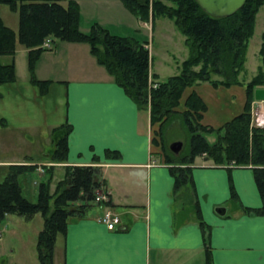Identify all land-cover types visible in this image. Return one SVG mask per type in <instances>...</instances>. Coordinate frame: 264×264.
Instances as JSON below:
<instances>
[{
	"label": "crops",
	"instance_id": "obj_1",
	"mask_svg": "<svg viewBox=\"0 0 264 264\" xmlns=\"http://www.w3.org/2000/svg\"><path fill=\"white\" fill-rule=\"evenodd\" d=\"M75 1L79 6L83 32H88L96 22L110 33L123 36L114 28L117 26L115 21L121 19H130L132 24L136 22L141 28L151 25L136 18L121 0ZM59 2L65 5L67 0ZM4 6L6 4L0 5V15L7 25L3 16ZM17 23L18 14L14 26L9 27L17 31ZM121 23L124 29L130 30L126 22ZM153 27L154 23L151 29ZM263 31L253 52L259 64H256L254 73L245 78L247 46L244 69L238 75L241 84L215 86L209 81H198L183 91L181 104L192 91L204 102L206 107L200 118L202 125L217 129L242 111L246 100L243 84L254 76L261 63L258 51ZM179 36L180 43L187 48L184 35ZM125 37L146 41L144 45L150 56L149 79L154 83L178 74L182 61L189 54L188 48L182 55L169 53L177 70L175 74L161 76L153 66L157 60L150 53L147 38L141 34ZM55 39L51 41L52 45ZM51 43L46 49L48 51H42L34 62V76L39 80H49L50 85L61 86L64 90L66 108L63 123L70 124L72 130L67 138V159L59 166H99L102 182L99 189L108 194L109 207L120 215L121 223L115 230L107 229L98 219L104 210L100 206L89 208L82 217L71 218L66 232L56 238L54 264H206L208 251L212 264H264V213L243 211V207L261 205L252 166L233 164L227 167L205 155H198L190 166L192 185L174 190L168 165L154 142L153 131L157 130V124L154 130L147 113L142 116L136 104L105 69L104 73L94 71L101 70V67H95L89 59L87 45L78 48L83 60L78 61V66L69 68L71 58L68 61L65 55L75 53L73 49H77L74 47L77 44L59 41L52 53L49 51L53 49ZM27 50L25 46L18 47L12 56L7 55V63L13 61L15 64V81L4 84H29L35 88L34 95L24 97L31 104L26 106L25 112L36 115L37 111L42 115V94L30 82V75L26 76L17 63H25ZM50 54L53 57H48ZM90 63L91 68L84 69V65ZM54 68L58 70L55 76L51 72ZM182 106L176 110H182ZM1 120L6 124L5 119ZM31 127L36 126L32 124L22 128L30 134L33 132ZM206 135L211 142L214 141L213 133ZM47 142L49 146L52 143L51 139ZM37 149L42 151L39 145ZM106 150H116L119 158L107 157ZM25 153L21 157L0 156V178L8 165L20 163L33 165L31 172L42 175V162L48 161L47 153L43 157L30 151ZM37 181H32V184H37ZM231 186L236 198L231 196ZM200 220L204 226H200ZM56 247H59V252L62 249L61 257H56Z\"/></svg>",
	"mask_w": 264,
	"mask_h": 264
},
{
	"label": "trees",
	"instance_id": "obj_2",
	"mask_svg": "<svg viewBox=\"0 0 264 264\" xmlns=\"http://www.w3.org/2000/svg\"><path fill=\"white\" fill-rule=\"evenodd\" d=\"M121 2L136 18L150 22L152 26L159 17L172 20L176 29L184 35L189 54L182 61L178 74L152 87L149 79L150 56L144 46L146 41L112 34L96 22L88 32H83L80 29L79 6L75 0H67L65 5L59 0H0V5L6 4L18 14L17 31L5 25L0 15V57L12 56L17 43L25 46L28 49L30 82L44 94L50 81L34 76V62L45 50L40 46L43 40L51 37L86 43L90 54L123 88L138 110L147 111L150 124H157V130L153 131L154 142L168 165L174 190L192 185L190 166L198 155L204 154L217 164H250L261 205L243 207V211L264 213V128L250 126L254 90L264 87V31L258 51L261 63L254 76L243 84L246 100L240 113L213 129L200 123L201 113L206 106L196 92L192 91L181 104L183 91L198 81H209L215 86L241 84L238 75L244 69L256 13L261 6L264 7V0H245L241 8L223 17L210 15L196 0ZM13 81V61L2 63L0 60V85ZM180 105H183V109L176 110ZM174 119L180 121L187 139L186 147L183 143L184 146L177 153L169 149L166 141V127ZM71 130L72 126L66 122L52 129V147L46 152L48 161H66L67 138ZM209 132L215 135L212 142L205 136ZM105 155L119 158L116 150H106ZM54 167L43 165L46 180L37 182L35 202L26 197L20 181L22 174L34 169L33 165L10 164L0 179V222L9 213L25 217L39 213L42 217V227L36 239L37 264H54L56 238L66 232L71 218L84 216L95 198V190L102 184L99 166L64 165L63 177L51 191L49 182L55 174ZM231 196L236 198L232 186ZM76 201L81 203L76 204ZM197 214L200 219L198 209ZM199 224L204 226L202 220ZM206 264H212L209 251Z\"/></svg>",
	"mask_w": 264,
	"mask_h": 264
},
{
	"label": "rangeland",
	"instance_id": "obj_3",
	"mask_svg": "<svg viewBox=\"0 0 264 264\" xmlns=\"http://www.w3.org/2000/svg\"><path fill=\"white\" fill-rule=\"evenodd\" d=\"M4 7V21L8 26H14L17 14L13 12V10L8 5ZM132 19L136 20L135 18ZM115 22L116 23H114V25L117 26H114V28H116L117 34L123 36H138L141 34L147 38L150 43V53L152 52V54L154 55L153 58L157 60L154 62L153 66H156V70H158L161 76L175 74L177 69L172 65V57L170 58L168 55H170L169 53H175L177 56L178 54H185L187 53V48L180 43L179 40L181 38L179 35H181V33L176 29L172 20L166 17L156 18L154 21V27L153 29H151L150 24L149 26H144V28H141L137 25L136 22L135 24H132L133 22L130 19H121L119 22H126L130 27L129 31L131 32H129L127 29H124L125 27L123 26V23L119 24V22ZM136 28H139V30L135 31ZM262 30H264L263 6H261L256 13L254 34L249 40L247 57L248 61L245 65L247 69L246 73L244 74L245 78L250 77L251 74L254 73L256 64H259V60L253 55V52L255 50V47L258 45V42L260 40V33ZM170 36L171 39L168 38ZM59 41L70 43L68 41H62L56 38L53 45L51 43V49H53L49 50L50 52L53 53L56 50L55 48L58 47L57 43ZM75 44H77V46L74 47H77V49L72 48L75 53H67L65 55V58H68V61L71 58L72 63H68L69 68L72 66L74 68V66L76 65L78 66V61L83 60L80 59L82 58V55L80 54L78 48L87 45L86 43L82 42L74 43V45ZM18 47L23 48L24 46L20 43H17L15 51ZM27 57L28 56L26 53L25 63L23 61L17 62L18 64H20L18 66L23 69L26 76L29 75ZM48 57L53 56L52 54H50ZM88 57L89 59H91L95 67H101V70L95 69L94 71L96 73H98L99 71H102L104 73V67L97 63L95 57L91 56L90 54H88ZM0 59L3 63L8 62L7 55L1 56ZM17 60H19L18 55ZM91 63L85 64L84 69H90L92 66ZM51 72H53L55 76L58 70L57 68H54ZM35 91V88H32L29 84H4L3 86H0V156L15 155L21 157L22 155L26 154L25 151H30L34 155L42 154L43 157L44 153L48 152V150L52 147V145L50 144L49 146V143L47 142L51 139V128L59 126L61 123H63L65 117L66 105L64 90L61 86L49 85L47 92L42 94V115L38 114L37 111L36 115L35 113L28 114L27 112H25L26 106H31V104H28L25 101L24 97L34 95L33 93ZM16 94H20V96L18 97ZM146 113L147 111H142V116L144 117ZM1 119H5L6 124ZM32 124L36 127H31L33 129V132H30V134H28L26 132L27 130L22 127L30 126ZM169 124V127L166 128V141L168 143H171L174 140H180L185 145L187 141L186 134L182 125L180 124V121L174 119ZM151 126L153 129L155 128V124H151ZM207 138L208 141H210V137L207 136ZM155 139L157 140L158 138L155 137ZM38 145L41 146L42 151H39L40 148L37 149ZM55 167H57V169L51 181L49 182L51 191L55 188V183L60 178H62L64 174L63 166L60 167L58 164V166L56 165ZM36 180L45 181L46 177L43 174L39 176L31 171L25 172L20 177L23 188H25L24 194L32 202L36 201L37 184H32V181ZM95 193L101 194L102 191L100 189H97L95 190ZM75 203L79 204L81 202L76 201ZM91 204L94 205L95 203L91 202ZM41 227L42 217L39 213L34 214L32 217H25L12 213L7 214L5 218L0 222V264H34V261H37V233L39 229H41ZM59 239L56 243L59 242ZM55 250L56 257H61L62 253L60 252H62V249H60L59 252V247H56Z\"/></svg>",
	"mask_w": 264,
	"mask_h": 264
},
{
	"label": "water",
	"instance_id": "obj_4",
	"mask_svg": "<svg viewBox=\"0 0 264 264\" xmlns=\"http://www.w3.org/2000/svg\"><path fill=\"white\" fill-rule=\"evenodd\" d=\"M200 7L215 17L228 16L241 8L245 0H196ZM254 98L256 100H264V87L254 90ZM182 147V141L175 140L169 144V148L173 152H178Z\"/></svg>",
	"mask_w": 264,
	"mask_h": 264
},
{
	"label": "built area",
	"instance_id": "obj_5",
	"mask_svg": "<svg viewBox=\"0 0 264 264\" xmlns=\"http://www.w3.org/2000/svg\"><path fill=\"white\" fill-rule=\"evenodd\" d=\"M252 119L255 125H259V126L264 125V103L263 102H257L255 107L252 109ZM101 199H107V197L102 195ZM102 221L106 224L108 228L112 229L114 228L115 224L118 222V218L113 216L110 211H107L103 214Z\"/></svg>",
	"mask_w": 264,
	"mask_h": 264
}]
</instances>
